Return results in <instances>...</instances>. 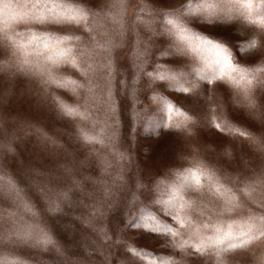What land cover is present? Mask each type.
I'll list each match as a JSON object with an SVG mask.
<instances>
[{
    "label": "rangeland",
    "instance_id": "obj_1",
    "mask_svg": "<svg viewBox=\"0 0 264 264\" xmlns=\"http://www.w3.org/2000/svg\"><path fill=\"white\" fill-rule=\"evenodd\" d=\"M3 2L11 5L7 10L8 15L0 13V35L7 32L12 37L7 53L0 55V60L6 66H23V61L28 59L33 64L39 62L51 67L57 75L82 79L79 72L70 66L65 71L63 64H50L46 57L52 52L43 46L34 48L28 42L31 33L41 36L64 35L59 31L60 25H39L30 20L12 18L20 13L34 11L32 0ZM150 2L123 0L117 18L120 23H114L111 16L107 20L103 18L104 13L109 12L112 0H98L101 17L97 42L103 45L110 38L119 45L112 50L116 78L131 81L139 75L136 52L140 47L137 41L142 40L144 45L149 46L146 71H152L154 65L164 64L184 73L188 80L197 82L199 87L196 91L201 95L197 97L191 91L183 93L167 80L151 82L146 76L142 79L137 96L125 97L121 91L117 96L119 140L116 148L127 153L128 159L120 161L115 158L114 150L105 151L101 144H86L78 138L79 118H62L57 114L51 97L59 96L70 104H76L77 98L70 92L50 85L46 93L39 76L17 73L15 68L9 70L6 67L0 73V143L11 145L13 150L9 151L7 147L0 150V168L6 174V179H11L22 190L24 200L37 210L46 208L49 197L68 194L69 200L64 205L63 214H44L39 223L51 231L69 253L82 255L86 245L98 240L88 220L93 219V209L104 204L103 227L110 239L102 250L87 257L86 264H171L172 261L177 264H195L197 259L199 264H215L211 252L206 255H184L183 258L181 254L173 255L174 250L151 238L156 233H150L149 230L156 223H161L175 226V230L182 234L186 232L177 223L173 209H178L177 201L181 197L185 200L195 198L184 191L179 196L176 192L185 183L195 187L194 180L189 176V172H196L195 161L215 168L232 187H240L242 183H249L264 173V152L258 150L246 136L240 135L241 132H250L264 138V123L233 103L237 98L233 86L226 83L207 85L206 81L200 79L202 73L213 70L201 60L200 55L192 52L177 55L170 50L172 41L166 35L167 25L160 17L152 19L150 30L145 29L141 21H146L152 15ZM180 2L176 0L177 5ZM259 2L251 0L253 5H257L256 12L260 11ZM0 8H3L2 3ZM245 11L241 8L230 19L215 21V28H202L205 22L197 21L194 30L211 32L214 39L230 47L235 58L237 52L243 55L244 50L232 42L254 27L250 21L260 19L258 15L250 18L242 15ZM121 24L123 35L119 34ZM90 35L95 33L85 34V43L89 41ZM96 51L97 60L107 62L108 54L103 48H97ZM258 54H264V48ZM204 55L210 60L214 58L212 53ZM206 88L211 97L207 101L203 98ZM153 89L180 112L192 116L193 127L183 133L179 129L170 131V113L163 104L153 99ZM178 100L180 103H177ZM129 104L131 107H128ZM192 111L197 115H193ZM173 119L181 121L183 118L173 116ZM228 122L230 127H223ZM217 124L221 127L217 128ZM41 133L55 139L57 144L46 142ZM225 148L233 153L231 159L223 155ZM101 157L111 162L112 166L107 172ZM117 173L123 179L113 184V177ZM200 179L201 183H206L204 177ZM109 188L110 196L107 193ZM200 199L202 206L207 205V209L203 216L192 213L197 224L209 223L225 231L231 226L232 231L236 232L251 224L253 216L264 215V204L261 203L264 197L259 191L251 196L238 197L237 206L223 214L214 210L217 202L212 195L206 192ZM149 215L157 220L149 221ZM22 221L33 223L34 219L12 198L0 199V232L7 235L14 225L19 226ZM202 232L215 235L213 227L202 229ZM169 239L175 242L180 237ZM130 248L142 249L148 255H132ZM21 251L33 264H55L56 258L51 253L27 248ZM262 261L264 243H257L248 251L233 255L226 264H262Z\"/></svg>",
    "mask_w": 264,
    "mask_h": 264
},
{
    "label": "snow or ice",
    "instance_id": "obj_2",
    "mask_svg": "<svg viewBox=\"0 0 264 264\" xmlns=\"http://www.w3.org/2000/svg\"><path fill=\"white\" fill-rule=\"evenodd\" d=\"M0 3L3 4L0 13L8 15L7 10L11 8V5L4 3L3 0H0ZM122 3L123 0H112L111 8L109 12L104 13L103 18L107 20L111 16L114 23H120L117 18L120 15ZM149 6L152 15L146 21H141L145 29L150 30L152 19L160 17L167 25L165 33L172 41L169 45L170 50L177 55L190 52L200 55L201 60L213 69L211 72L202 73L200 79L206 81L207 85L226 83L233 86L237 97L233 103L245 109L249 116L264 123V54H258L259 50L264 48V0L259 2V12L255 11L257 5H253L251 0H246V2L245 0H181L179 5L176 0H151ZM31 7L34 11L20 13L12 18L30 20L39 25L57 24L61 26L59 31L65 34L41 36L31 33L28 42L34 48L39 49L43 46L44 49L52 52L46 57L50 64H63L65 71L70 66L75 72H79L82 79L57 75L51 67L39 62L33 64L28 59L23 61V66L11 64L6 66L0 60V73L4 72L6 67L9 70L15 68L17 73L39 76L46 93L50 85L70 92L77 98L76 104H70L59 96L51 97L52 103L60 117L79 118L81 124L78 127V138L86 144H101L105 151L114 150L116 159L120 161L128 159L127 153L116 148L119 140L117 96L121 91L125 97L137 96L145 76L151 82L167 80L171 86L183 93L191 91L197 97L201 95L196 91L199 87L197 82L188 80L184 73L168 68L164 64L154 65L152 71H146L149 46L144 45L142 40L137 41L140 47L136 52L138 61L136 67L139 75L133 77L131 81L117 79L112 50L119 45L110 38L105 40L103 45L97 42V36L100 35L97 28L101 17V5L98 0H32ZM241 8L246 9L241 14L249 18L254 15L260 16L258 21H250L254 25L251 30L246 31L243 36L237 37L232 42L237 47L243 48V55L237 52L234 58L230 47L214 39L211 32L204 33L194 30V25L200 20L205 22L201 25L202 28H215L217 27L215 21L230 19ZM91 33L95 35H90L89 41L85 43L84 35ZM119 34L123 35L122 24ZM10 42H12V37L7 32L0 35V55L7 53ZM81 45L84 47H80ZM97 48H103L108 54L107 62L97 60ZM204 53H212L214 58L210 60ZM161 54L167 53L162 52ZM153 92V99L163 104L170 113L168 124L170 131L179 129L183 133L193 127L192 116L180 112L169 100L156 93L155 89ZM207 92L206 88L203 97L205 101L211 99ZM177 103L180 101L178 100ZM128 107L131 105L129 104ZM192 114L197 115L194 111ZM173 116H180L183 119L176 121ZM216 127L220 128L221 125L217 124ZM223 127H230V122L225 123ZM41 135L46 142L57 144L55 139L43 133ZM240 135L246 136L258 150L264 152V138L257 137L250 132H241ZM5 147L9 151L13 150L11 145L5 146L0 143V150ZM223 155L231 159L233 153L225 148ZM101 162L105 172L112 166L106 157H101ZM195 163L196 172H189V176L195 182V187H192L190 183H185L176 189L178 196L181 191H184L190 197L195 198L185 200L181 197L177 201L178 209H173L177 223L181 228L186 229V232L182 234L175 230V226L169 227L167 224L156 223L154 228L149 230L150 233H156L151 238L163 243L165 247L170 246L174 250L173 255L181 254L183 258L184 255H206L211 252L215 264H226V261L233 255L246 252L257 243H264V215L253 216L251 224L233 232L231 226L225 231L209 223L197 224L194 222L195 217L192 213L204 215L207 205L202 206L200 198L206 192L215 198L217 207L214 210L218 214L229 212L236 207L238 197L251 196L257 191L261 197H264V173L249 183H242L240 187H232L220 177L215 168L201 161H195ZM201 176L204 177L206 183H201ZM122 179L123 177L117 173L113 177V184ZM137 187L140 185L137 184ZM21 193L22 190L17 188L11 179H6V174L0 168V199L12 198L14 202L22 205L24 211L34 219L33 223L22 221L19 226L14 225L7 235L0 232V264H33V261L23 254L22 248L51 253L56 258L55 264H86L87 257L102 250L110 239L103 227L105 207L101 203L93 209V219L88 220L89 227L97 235L98 240L86 245L82 255L69 253L66 246L39 223L44 214H63L64 205L69 200L68 194L60 193L55 198L49 197L46 208L37 210L24 200ZM107 193L111 195L110 188L107 189ZM133 198H135L134 195ZM261 203L264 204V199ZM148 220L156 221L157 218L149 215ZM209 227L215 229V235H206L202 232V229ZM169 237H180V239L173 242ZM193 240L196 243H190ZM129 252L135 256L148 255L146 251L138 248H130ZM171 264H177V262L172 261ZM195 264H199L198 259Z\"/></svg>",
    "mask_w": 264,
    "mask_h": 264
}]
</instances>
